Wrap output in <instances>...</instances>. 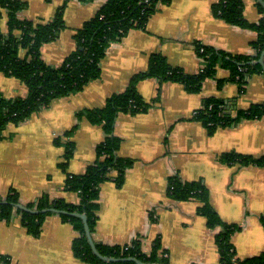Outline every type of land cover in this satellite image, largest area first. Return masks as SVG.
I'll return each instance as SVG.
<instances>
[{
	"label": "crops",
	"instance_id": "1",
	"mask_svg": "<svg viewBox=\"0 0 264 264\" xmlns=\"http://www.w3.org/2000/svg\"><path fill=\"white\" fill-rule=\"evenodd\" d=\"M21 1L27 8L19 17L38 23L53 20L65 2ZM219 1L171 0L159 6L145 30H132L122 41L111 44L101 62L100 79L81 92L54 100L19 126H9L0 142V197L15 190L24 207L44 195L80 204L79 194L66 190L67 179L84 174L96 162L97 146L106 135L101 126L78 121L77 114L101 108L111 95L124 92L134 75L148 69L153 54L164 55L170 66L189 75L201 72L206 63L198 45L231 55L255 56L252 43L257 32L217 17L213 5ZM105 2L72 0L67 4L66 28L56 41L42 48L48 65L59 67L76 52L75 30L93 18ZM243 2L245 19L259 23V1ZM7 22L5 11L1 22L5 34ZM230 75L228 70L218 69L216 77L207 79L198 93L189 92L179 82L162 83L155 78L139 82L138 91L151 107L146 113L120 114L117 118L118 154L135 164L128 169L121 188L112 181L101 185L93 234L96 242L116 246L142 239L144 253L150 254L154 241L160 238L169 264H220L216 236L222 228L208 227L196 201L177 202L168 196L169 179L179 175L183 181L203 182L221 219L241 228L232 237L237 258L245 260L264 252V165L241 167L219 161L220 155L230 152L264 157V118L243 119L219 128L214 135L193 119L209 98L222 101L232 117L240 110L264 104L263 74L249 78L244 91ZM27 95L25 84L0 73V98ZM76 126L72 136L62 138ZM69 143H74L75 152L67 170H62L59 165ZM77 237L73 225L57 214L49 216L40 236L34 237L15 213L11 221H0V257L11 264H87L74 255Z\"/></svg>",
	"mask_w": 264,
	"mask_h": 264
},
{
	"label": "trees",
	"instance_id": "2",
	"mask_svg": "<svg viewBox=\"0 0 264 264\" xmlns=\"http://www.w3.org/2000/svg\"><path fill=\"white\" fill-rule=\"evenodd\" d=\"M70 1L72 0H65L53 20L38 23L19 17L27 8V3L21 0H0V73L20 80L28 89L25 98H0V142L5 139V132L9 126H19L35 113L48 108L54 100L81 92L89 83L100 79L101 62L111 44L122 41L132 30H145L159 6L171 2V0H106L93 18L75 30L73 37L78 47L76 52L69 55L59 67H53L44 61L42 48L56 41L66 28L64 12ZM258 9L262 18L259 23L252 24L245 19L243 0H220L213 5L214 14L226 23L257 32V40L252 43L256 50L255 56L231 55L212 47L198 45V53L206 63L201 72L189 75L182 69L170 66L164 55L153 54L148 69L134 75L124 92L111 95L102 108L82 110L77 114L78 121L86 120L92 125L101 126L106 135L105 140L97 146L96 162L91 164L84 174L69 176L67 179L66 190L78 193L80 204H69L63 199L52 200L44 195L26 208L37 212L45 209L65 212L57 215L64 222L72 224L78 233L73 242V252L79 260L87 264H137L133 261L108 262L98 258L86 236L83 220L73 214L87 215L93 236L98 221L101 185L112 181L121 188L125 183L128 169L135 164L133 159L119 156L121 139L115 135V124L120 114L137 115L149 111L150 103H147L138 91L139 82L149 78L158 79L162 83L179 82L184 84L189 92L198 93L203 83L207 79L215 78L218 69L222 68L230 72V80L238 83L241 91H244L249 78L255 74L264 75L263 67L258 63L264 50V7L259 3ZM5 11L8 21L6 34L1 29ZM222 84L221 82L220 85ZM262 118L264 104L253 106L246 111L240 110L236 117H232L222 101L209 98L204 101L203 108L196 112L193 119L202 123L210 135H214L219 128L233 126L243 119ZM76 129L77 126L66 132L65 136H72ZM59 140L57 143H60ZM74 152V143H69L64 159L59 165L62 170H67ZM219 161L241 167L264 165V157L256 159L237 152L224 153L219 156ZM168 196L177 202L196 201L199 204L198 213L207 220L208 227L222 228L216 236L220 264H264V252L245 260L237 258L232 237L241 228L221 220L210 203V192L203 182H187L179 175H175L168 181ZM18 206L22 205L17 191L12 190L6 197H0V221L9 222L17 213L21 216V222L27 232L39 237L46 219L54 213H32L21 210ZM261 221L264 226V215ZM94 242L99 253L107 258L118 260L135 258L145 264H169L160 238L154 241L150 254L144 253L142 239L116 246L95 240ZM0 264H11V261L6 257H0Z\"/></svg>",
	"mask_w": 264,
	"mask_h": 264
},
{
	"label": "water",
	"instance_id": "3",
	"mask_svg": "<svg viewBox=\"0 0 264 264\" xmlns=\"http://www.w3.org/2000/svg\"><path fill=\"white\" fill-rule=\"evenodd\" d=\"M259 3L264 7V0H258ZM258 63L260 65H262L263 67V71H264V50L260 56V59L258 61ZM19 209L21 210H26V211H29V212H32V213H54V214H65V212H61V211H57L56 209H45L43 211H40V212H37V211H33V210H29L28 208L24 207V206H18ZM73 216H76V217H79L83 220L84 222V227H85V233H86V236L88 238V241L91 245V248H92V251L93 253L100 259H102L103 261H108V262H118V261H133L137 264H145V263H142L140 262L139 260L135 259V258H127V259H122V260H118V259H114V258H107V257H104L102 256L96 245H95V242H94V239H93V236L91 234V231H90V228H89V224H88V217L85 213H74Z\"/></svg>",
	"mask_w": 264,
	"mask_h": 264
},
{
	"label": "rangeland",
	"instance_id": "4",
	"mask_svg": "<svg viewBox=\"0 0 264 264\" xmlns=\"http://www.w3.org/2000/svg\"><path fill=\"white\" fill-rule=\"evenodd\" d=\"M101 108H102V107H101ZM62 138H63V139H66V138L68 139L69 137H67V136L64 135ZM219 216H220V215H219ZM220 218H221V217H220ZM221 220H222V219H221ZM222 221H223V220H222ZM223 222H224V221H223ZM224 223H225V222H224ZM238 232H239V231H238Z\"/></svg>",
	"mask_w": 264,
	"mask_h": 264
},
{
	"label": "built area",
	"instance_id": "5",
	"mask_svg": "<svg viewBox=\"0 0 264 264\" xmlns=\"http://www.w3.org/2000/svg\"><path fill=\"white\" fill-rule=\"evenodd\" d=\"M196 115V112H195V114H194V116Z\"/></svg>",
	"mask_w": 264,
	"mask_h": 264
}]
</instances>
